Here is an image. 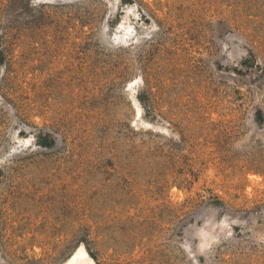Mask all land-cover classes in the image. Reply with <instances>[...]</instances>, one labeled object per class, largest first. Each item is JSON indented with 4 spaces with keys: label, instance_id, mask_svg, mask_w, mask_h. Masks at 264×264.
Segmentation results:
<instances>
[{
    "label": "rangeland",
    "instance_id": "1",
    "mask_svg": "<svg viewBox=\"0 0 264 264\" xmlns=\"http://www.w3.org/2000/svg\"><path fill=\"white\" fill-rule=\"evenodd\" d=\"M80 244L264 264V0H0V264Z\"/></svg>",
    "mask_w": 264,
    "mask_h": 264
},
{
    "label": "bare ground",
    "instance_id": "2",
    "mask_svg": "<svg viewBox=\"0 0 264 264\" xmlns=\"http://www.w3.org/2000/svg\"><path fill=\"white\" fill-rule=\"evenodd\" d=\"M133 30L131 26L126 25L124 22L119 26V31H117L116 40L124 42L126 39H130L133 36ZM132 36V37H130ZM134 39V37H133ZM142 107L137 106V114L141 117ZM144 122V120H143ZM66 264H96V261L88 253L86 247L80 244L67 258Z\"/></svg>",
    "mask_w": 264,
    "mask_h": 264
}]
</instances>
